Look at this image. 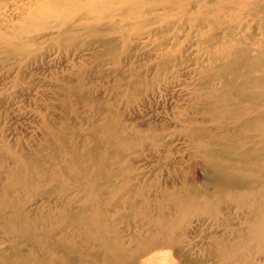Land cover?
<instances>
[{"label": "rangeland", "instance_id": "374dc122", "mask_svg": "<svg viewBox=\"0 0 264 264\" xmlns=\"http://www.w3.org/2000/svg\"><path fill=\"white\" fill-rule=\"evenodd\" d=\"M0 264H264V0H0Z\"/></svg>", "mask_w": 264, "mask_h": 264}, {"label": "bare ground", "instance_id": "6f19581e", "mask_svg": "<svg viewBox=\"0 0 264 264\" xmlns=\"http://www.w3.org/2000/svg\"><path fill=\"white\" fill-rule=\"evenodd\" d=\"M23 5V4H22ZM46 8V9H45ZM43 12L46 13L50 10V6L46 5L45 7L42 8ZM38 15H40V12L37 13ZM42 14V13H41Z\"/></svg>", "mask_w": 264, "mask_h": 264}]
</instances>
